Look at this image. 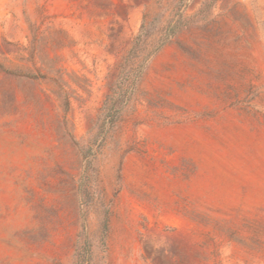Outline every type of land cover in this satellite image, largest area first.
<instances>
[{
  "label": "rangeland",
  "instance_id": "obj_1",
  "mask_svg": "<svg viewBox=\"0 0 264 264\" xmlns=\"http://www.w3.org/2000/svg\"><path fill=\"white\" fill-rule=\"evenodd\" d=\"M0 264H264V0H0Z\"/></svg>",
  "mask_w": 264,
  "mask_h": 264
}]
</instances>
